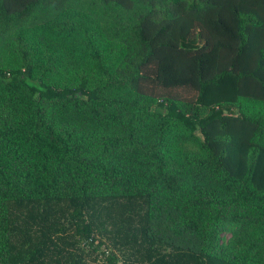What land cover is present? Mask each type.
Returning a JSON list of instances; mask_svg holds the SVG:
<instances>
[{
    "label": "trees",
    "instance_id": "obj_1",
    "mask_svg": "<svg viewBox=\"0 0 264 264\" xmlns=\"http://www.w3.org/2000/svg\"><path fill=\"white\" fill-rule=\"evenodd\" d=\"M0 264H264V0H0Z\"/></svg>",
    "mask_w": 264,
    "mask_h": 264
},
{
    "label": "rangeland",
    "instance_id": "obj_2",
    "mask_svg": "<svg viewBox=\"0 0 264 264\" xmlns=\"http://www.w3.org/2000/svg\"><path fill=\"white\" fill-rule=\"evenodd\" d=\"M179 95H180V97H181L182 99H186V98L189 99V98L192 96L191 93L187 94V93H185V92H180ZM229 236H230L229 234L226 235V238H228Z\"/></svg>",
    "mask_w": 264,
    "mask_h": 264
}]
</instances>
